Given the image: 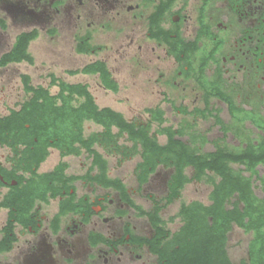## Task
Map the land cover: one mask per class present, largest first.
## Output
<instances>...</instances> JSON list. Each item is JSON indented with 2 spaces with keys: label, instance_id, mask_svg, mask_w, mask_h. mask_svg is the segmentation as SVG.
Wrapping results in <instances>:
<instances>
[{
  "label": "flooded vegetation",
  "instance_id": "1",
  "mask_svg": "<svg viewBox=\"0 0 264 264\" xmlns=\"http://www.w3.org/2000/svg\"><path fill=\"white\" fill-rule=\"evenodd\" d=\"M114 25L141 29L143 56L171 63L174 74L167 83L190 87L189 110L208 108L230 127L216 125L218 134L208 136L210 142H236L240 148L264 140V129L255 123L264 125V0H0V59L18 35L38 26L53 34L67 30L78 50L91 48L78 53L93 54L104 48L94 42L98 33ZM10 26L19 30L13 41ZM127 36L130 46L135 36ZM18 148L0 143V264H133L142 258L147 247L134 237H152L154 229L148 220V233L140 232L139 211L120 190L97 181L101 170L92 167L93 155L86 150L63 155L50 145L47 158L35 167L34 145ZM83 154L78 171L70 172L66 158ZM64 162L67 169L58 168ZM72 176L78 178L67 181Z\"/></svg>",
  "mask_w": 264,
  "mask_h": 264
},
{
  "label": "trees",
  "instance_id": "2",
  "mask_svg": "<svg viewBox=\"0 0 264 264\" xmlns=\"http://www.w3.org/2000/svg\"><path fill=\"white\" fill-rule=\"evenodd\" d=\"M38 35L37 29L18 35L11 51L1 57L0 67L23 61L33 64L34 58L29 52V45ZM90 49L79 48L85 52ZM69 73L99 74L106 89L114 92L119 90L117 81L104 61L97 60L81 69L69 70ZM50 77V86L45 87L33 85L31 76L24 75L22 82L30 98L21 103L19 108L10 109L8 114H0V143L14 150H18L20 144H27V150H31L34 145L37 151L33 155L35 167H39L47 158V147L50 145L58 146L63 155L80 154L83 150L93 155L92 167L98 166L101 170L96 177L97 181L120 190L124 199L151 223L154 229L152 237L134 238L157 256L154 264H264V197L258 196L255 191L256 181H260L264 187V176H260L257 170L259 165H264V140L257 144L249 142L247 147L237 149L218 145L214 151L203 152L200 147L183 138L186 127L164 125L166 118L160 106L146 109L152 115L148 120H128L122 112L110 106L100 107L89 84L68 83L55 73H51ZM199 81L206 85L204 76ZM54 85L59 87L55 94L50 90ZM165 100L171 103L176 112L196 114L204 118L214 116L217 125H222L224 130L230 128L219 114H214L208 108L190 111L187 106L177 105L170 98ZM231 112L238 120H244V117L238 116L240 111L233 105ZM85 121H94L103 130L85 136ZM154 122L158 123V129L152 131ZM255 123L264 129L261 122L256 120ZM114 127L118 132L113 131ZM124 134L133 142L132 146L120 143ZM159 134L167 136L165 144L160 143ZM50 139L54 140L52 144ZM197 139V136L194 137L192 142L195 144ZM205 142L206 138L203 136L200 146ZM96 144L103 146L108 153L119 155V165L140 153L142 159L135 167L140 188L149 181L160 165L173 170L167 182L166 196L158 198L153 193L148 194L153 204L150 210L136 204L121 179L108 177V161L95 148ZM233 164L242 165L244 169L236 170ZM60 167L67 169L68 163H61L58 168ZM188 167L194 169L192 177L186 174ZM244 171L249 172V175ZM208 172H213L220 178L211 193V204L200 201L183 204L180 210L183 225L173 233L165 226L162 210L182 197L187 183L201 181ZM77 178L67 177V181ZM235 225L253 233L247 257L240 262L234 261L228 250L229 233ZM99 240L107 241L104 237Z\"/></svg>",
  "mask_w": 264,
  "mask_h": 264
},
{
  "label": "rangeland",
  "instance_id": "3",
  "mask_svg": "<svg viewBox=\"0 0 264 264\" xmlns=\"http://www.w3.org/2000/svg\"><path fill=\"white\" fill-rule=\"evenodd\" d=\"M39 35L30 42L29 52L34 58V63L27 61L20 63H11L6 68H0V114L6 115L12 108H19L20 104L30 98V94L26 93L23 88V83L20 79V74L26 73L31 76L33 85L50 86V74L55 73L58 77L68 83H87L93 93L97 104L100 107L110 106L122 112L128 120H148L151 118V113L147 112L148 108L160 106L164 111L166 118L165 126H173L175 128L186 127V135L183 137L192 145L198 146L203 152L214 151L220 145L223 148L235 149L236 142L218 143L210 142L207 138H214L218 134V126L214 124V119L211 117L202 119L200 115H184L176 112L171 103L165 100V96L174 100L177 105L187 106L192 108L191 98L192 92L190 87L187 90L176 89L172 84L167 83V80L172 78L174 74L171 63L153 59H146L143 53L140 52L138 45L142 43V30L133 27L118 28L112 26L105 32H99L94 42L103 44L104 48L96 49V53L84 55L78 53L75 47L76 43L69 37V33L65 29L58 30L56 34L51 33V30H44L42 27H37ZM124 30V31H123ZM19 31V30H18ZM13 27H9L7 32L11 34L12 41L15 38ZM135 36V41L132 45H128V36ZM105 60L108 68L113 74L114 79L119 85V90L114 92L106 89L99 74H70L69 70L81 69L85 65L92 63L94 60ZM163 73V78L160 74ZM169 80V81H170ZM171 83V82H170ZM53 94L59 91V87L54 85L50 87ZM223 118H228L226 113H221ZM158 129V123L154 122L152 131ZM103 130V127L94 121H85L84 134L89 136L94 132ZM114 132H118L116 127ZM210 132V134L208 133ZM194 136L191 137L190 135ZM209 134V135H208ZM198 137L195 144L192 142L194 137ZM206 138V142L201 145L202 137ZM160 143L167 142L165 134H159ZM120 143L132 146L133 142L128 140L127 134L120 138ZM98 149L108 161V177L113 179H121L126 187L130 190L131 196L136 204L140 205L145 210L152 208V202L148 194L153 193L158 198L166 196L168 190L166 180L169 179L173 170H169L160 165L157 170L150 176L149 181L141 188L135 175V167L142 157L140 153L126 159L121 165L118 164L119 155L108 153L107 150L96 144ZM237 149V148H236ZM140 150V148H139ZM85 153V151H82ZM56 152H52L48 160L43 164L42 169L47 168ZM83 158L67 157L66 161L70 163L69 171H78L80 163L85 161ZM236 170L244 169V166L233 164ZM260 176H264L263 165L258 166ZM246 175L249 172L244 171ZM186 174L190 177L194 175L193 167L186 169ZM220 178L213 172H208L201 181H191L187 183L182 191V197L172 204L168 205L161 212V216L165 222V226L173 233L180 230L183 225V218L180 215V210L183 204H190L193 201H200L204 204H211V193L215 183L219 182ZM134 189V191H133ZM256 194L264 197V187L260 181L255 182ZM143 223V228L140 232L148 233L149 222L148 218L143 216L139 218ZM253 237V233L246 232L243 228L235 225L229 233L228 250L231 258L240 262L247 257L248 245ZM142 253V258L133 264H144L156 262V256L152 255L147 248Z\"/></svg>",
  "mask_w": 264,
  "mask_h": 264
},
{
  "label": "water",
  "instance_id": "4",
  "mask_svg": "<svg viewBox=\"0 0 264 264\" xmlns=\"http://www.w3.org/2000/svg\"><path fill=\"white\" fill-rule=\"evenodd\" d=\"M166 186H167V188H168V184H167Z\"/></svg>",
  "mask_w": 264,
  "mask_h": 264
}]
</instances>
